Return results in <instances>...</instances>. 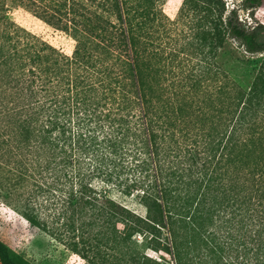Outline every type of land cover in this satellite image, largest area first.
<instances>
[{"label": "trees", "instance_id": "1", "mask_svg": "<svg viewBox=\"0 0 264 264\" xmlns=\"http://www.w3.org/2000/svg\"><path fill=\"white\" fill-rule=\"evenodd\" d=\"M158 1L0 0L22 226L92 264H264V42L225 0H184L186 64L179 37L150 47Z\"/></svg>", "mask_w": 264, "mask_h": 264}, {"label": "rangeland", "instance_id": "2", "mask_svg": "<svg viewBox=\"0 0 264 264\" xmlns=\"http://www.w3.org/2000/svg\"><path fill=\"white\" fill-rule=\"evenodd\" d=\"M228 9L236 7L243 24L247 27L255 28L258 38L264 42V0L255 7H245V0H225ZM159 9H162V16L154 15L149 20V30L152 34L150 47L155 50L162 46L170 51L175 45L173 39L179 37V48L191 47V53L180 52V57L186 59V64L196 65V17L193 11H185L184 0H160ZM163 23L162 26H160ZM193 42L188 43V42ZM190 44L192 46H190ZM239 43L234 39H229L221 50L219 61L228 71L238 79H243L246 85L250 84L256 71L251 66H246L243 62L249 57ZM167 53V52H166ZM168 54V53H167ZM243 60V61H242ZM2 76V75H1ZM0 76V264H92L88 259L81 257L69 249L64 242L52 237L43 231L25 232L23 218L18 210L19 193L22 184L18 181L16 174L17 165L8 161V143L10 126L8 118L5 116L3 107L4 101L7 102L8 96L4 91L6 84ZM227 80V78L223 77ZM4 87H2V86ZM235 93H214L217 97H224ZM2 102V103H1ZM199 104L197 103L198 108Z\"/></svg>", "mask_w": 264, "mask_h": 264}]
</instances>
